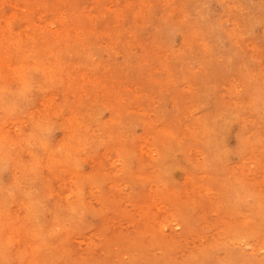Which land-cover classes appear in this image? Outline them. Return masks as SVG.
I'll return each instance as SVG.
<instances>
[{"label":"rangeland","instance_id":"374dc122","mask_svg":"<svg viewBox=\"0 0 264 264\" xmlns=\"http://www.w3.org/2000/svg\"><path fill=\"white\" fill-rule=\"evenodd\" d=\"M0 264H264V0H0Z\"/></svg>","mask_w":264,"mask_h":264},{"label":"bare ground","instance_id":"6f19581e","mask_svg":"<svg viewBox=\"0 0 264 264\" xmlns=\"http://www.w3.org/2000/svg\"><path fill=\"white\" fill-rule=\"evenodd\" d=\"M5 4V3H4ZM8 20H9V18H8ZM39 21V20H38ZM7 23V22H6ZM8 25V24H7ZM73 33V32H72ZM95 34V33H94ZM103 35V34H102ZM47 37V36H46ZM81 37V36H80ZM78 38V37H77ZM110 38V37H109ZM80 39V38H79ZM121 42V41H120ZM107 44V43H106ZM105 44V45H106ZM104 45V46H105ZM78 47V46H77ZM28 54V53H27ZM79 54V53H78ZM95 56V55H94ZM22 58V57H21ZM94 65V64H93ZM225 71V70H224ZM42 73V72H41ZM47 83V82H46ZM50 99V98H49ZM127 111V110H126ZM190 112V111H189ZM116 113V112H115ZM112 120V119H111ZM113 121V120H112ZM252 122V121H251ZM74 128V127H73ZM72 133V132H71ZM78 140V139H77ZM89 141V140H88ZM93 141V140H92ZM180 141V140H179ZM66 145V144H65ZM84 145V144H83ZM101 152V151H100ZM91 173V172H90ZM103 173V172H102ZM72 175V174H71ZM95 175V174H94ZM93 175V176H94ZM90 177H91V175H90ZM235 179V178H234ZM61 182V181H60ZM86 183V182H85ZM72 187V186H71ZM75 187V186H74ZM157 187V186H156ZM96 189V188H95ZM93 190V189H92ZM176 190V189H175ZM68 192H70V191H68ZM77 193V192H76ZM66 194V193H65ZM64 194V195H65ZM90 194V193H89ZM100 197V196H99ZM65 198H67V197H65ZM77 198V197H76ZM98 200V199H97ZM95 201V200H94ZM91 202V201H90ZM77 203V202H76ZM81 203V202H80ZM56 204V203H55ZM79 204V203H78ZM102 205V204H101ZM78 206V205H77ZM27 209V208H26ZM104 210V209H103ZM163 223V222H162ZM168 223V222H167ZM22 224V223H21ZM62 226V225H61ZM33 231H35V230H33ZM36 233V232H35ZM244 236V235H243ZM245 238V237H244ZM224 245V244H223ZM240 247V246H239Z\"/></svg>","mask_w":264,"mask_h":264}]
</instances>
